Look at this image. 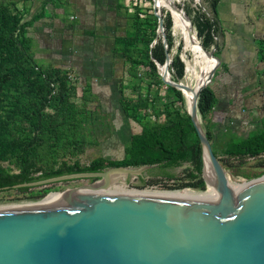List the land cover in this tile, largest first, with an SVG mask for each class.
I'll return each instance as SVG.
<instances>
[{
  "label": "trees",
  "instance_id": "16d2710c",
  "mask_svg": "<svg viewBox=\"0 0 264 264\" xmlns=\"http://www.w3.org/2000/svg\"><path fill=\"white\" fill-rule=\"evenodd\" d=\"M64 1L45 0V3ZM220 2L203 0L208 12L199 10L192 18L201 43L208 50L214 48L216 38L223 34L218 10ZM158 4L163 8L160 2ZM150 10L137 5L135 12L129 14V30L116 38V51L123 53L125 74L130 76L127 82L125 79L122 82L120 103L126 116L141 122L142 128L132 134L122 158L99 156L88 164H81L78 160L59 162L57 152L97 142L96 131L107 125L102 103L89 86L78 96L77 81L71 80L72 70L69 68L39 65L32 40L27 35L30 22L23 19L17 3L0 0V191L16 189L28 192L32 186L15 185L74 172L102 171L112 166L158 165L162 169H170L185 163L190 164L183 170L185 178L170 173L168 178L178 179V188L206 187L202 177L201 141L188 113L186 98L181 90L165 84L158 71L157 62L165 63L166 53L161 35L157 33L158 18L154 12H148ZM186 11L191 13L189 7ZM163 16L172 51L173 20L169 13L163 12ZM257 45L260 60L264 61V36ZM181 51L182 45L173 56L171 72L174 80L185 76ZM219 52L220 46L215 55L218 56ZM141 69L147 77L143 76ZM154 83L166 87L168 100L152 90ZM127 87L133 95L124 93ZM216 103L217 95L213 87H204L198 101L203 121L208 119ZM202 126L225 167L227 163L223 156L244 159L264 154V120L262 126L252 132L230 131V136L220 148H214L212 130L205 123ZM42 148L47 149L53 158L52 163L57 166L44 165L47 163ZM241 175L250 179L259 177L260 173L243 171ZM152 183L143 181L138 187ZM50 191L51 188H43L30 197L42 198Z\"/></svg>",
  "mask_w": 264,
  "mask_h": 264
},
{
  "label": "water",
  "instance_id": "95a60500",
  "mask_svg": "<svg viewBox=\"0 0 264 264\" xmlns=\"http://www.w3.org/2000/svg\"><path fill=\"white\" fill-rule=\"evenodd\" d=\"M152 2L166 53L165 63L157 62L159 74L165 84L184 94L189 86L172 78L173 54L163 11L158 0ZM201 46L220 64L215 55L218 37L213 50ZM219 64L192 102L186 99V103L201 141L205 182L219 187L221 197L78 198L73 192L105 191L119 178L141 174L154 165L112 166L20 183L15 187L95 179L59 191L62 201L0 209V264H264V184L233 194L228 172L214 152L198 110L200 93ZM207 165L211 181L205 173Z\"/></svg>",
  "mask_w": 264,
  "mask_h": 264
},
{
  "label": "rangeland",
  "instance_id": "374dc122",
  "mask_svg": "<svg viewBox=\"0 0 264 264\" xmlns=\"http://www.w3.org/2000/svg\"><path fill=\"white\" fill-rule=\"evenodd\" d=\"M203 5V0H200ZM161 3L163 12L170 13L167 8L165 0H158ZM22 3V2H21ZM139 4L147 9H151L148 12L153 11V2L151 0H139ZM179 6H183L191 9V13L185 12L187 18H193L197 11L208 10L200 5L198 0H179L177 2ZM23 19L27 18L30 12H27L26 4L22 7ZM219 16L222 22L224 39L221 44V49L218 57L222 63H226L230 66V70H226L223 64H219V60L213 58V63L210 66V73L216 66L218 61L219 67L216 69L212 81L209 85L215 87L218 93V99L215 108L209 114L207 120L201 122L205 123L208 128L212 130L214 148H220L224 145V141L230 136L231 132H252L257 127L261 126L262 119H264V61L260 60L258 54V41L264 36V0H221L219 5ZM128 12V24L126 33L130 28V18ZM172 17V15H171ZM173 20V17H172ZM193 22V21H192ZM196 32L197 29L194 26ZM175 29V30H174ZM82 31V30H81ZM72 34V40L81 44L83 35L79 33L78 26L74 25L73 30L69 32ZM125 33V34H126ZM171 33L174 38V47L172 48L173 56L177 54L178 48L182 45V51L180 53L181 58L185 62V76L182 81L188 83L192 79V73L187 69L189 67L199 70V66L196 63L195 57L190 50L185 49V45L180 33L177 32L174 27V20L171 29ZM28 35V34H27ZM198 35V33H197ZM201 43V39L198 36ZM68 43V42H67ZM66 50H63V57L67 59L71 56L74 60H71L72 64L76 65L78 62H82V56L74 53L73 43H69ZM177 45V46H176ZM33 46V44H32ZM40 47V46H39ZM42 47V46H41ZM78 46L75 50H78ZM43 49V48H41ZM81 49V48H80ZM213 50V49H212ZM45 51V50H44ZM204 51V50H203ZM216 52V51H215ZM124 57L122 52H118ZM205 54L207 52L204 51ZM65 58V59H66ZM40 64H46L47 60L37 58ZM71 59V58H69ZM67 61V60H66ZM93 61V66H95ZM85 62L81 63L79 67ZM39 64V65H40ZM66 68V67H65ZM142 70V69H141ZM233 74L230 76L229 74ZM96 75H100L94 73ZM92 73L90 76V84L87 83V77H82L79 73L72 71V75L77 81V94L80 96L84 91H87L88 86L91 91L97 95L98 99L102 103L103 111L105 112L106 124L99 131L97 130V142L86 143L82 148H70L59 150L57 152V160H67L74 162L80 161L81 164H88L91 160L99 156H106L111 158H122L124 154L125 146L129 143L133 133L139 132L142 128V123L134 121L126 116L120 103L121 97V80L127 82L130 78L128 74H122L117 72L111 76V78H102ZM144 77L145 71L142 70ZM124 75V76H123ZM228 76L224 78L225 76ZM123 78V79H122ZM225 80H224V79ZM73 80V79H71ZM222 80V81H221ZM224 80V82H223ZM75 81V80H73ZM221 82V83H219ZM145 85H143V89ZM153 91L159 92V97L168 100V92L165 86L154 83L152 87ZM124 93L129 96L133 95L129 87L124 89ZM92 104H90V107ZM46 167L57 166L53 164V158L47 152L46 148H42ZM45 154V155H44ZM223 159L227 163L226 170L232 183L242 185L244 183L254 181L258 178L264 177V154L260 157H247L244 159H227L223 156ZM49 163V164H48ZM185 167H177L170 169H162L158 165H154L141 174H128L117 180L115 184L121 185L126 190H194L205 191L207 190V184L204 189L191 186H184L178 188L180 181L178 179H169L167 174H175L178 178H185L184 168L189 166V163L184 164ZM246 173H260L259 177H253L247 179L241 174ZM263 175V176H261ZM202 177L204 174L202 172ZM91 179H77L75 181H62L57 183H51L48 185L32 186L28 192H19L16 189L0 191V209L10 208L17 205H22L36 201H48L63 198H53L61 196L59 191L69 188L76 183H90L94 181ZM180 180V179H179ZM143 181H153L152 184L145 187H138ZM175 185V187H174ZM43 188H51L50 192L42 198H31L38 190ZM78 189H74L77 191ZM53 198V199H51ZM12 204V205H11Z\"/></svg>",
  "mask_w": 264,
  "mask_h": 264
},
{
  "label": "crops",
  "instance_id": "0c3cea01",
  "mask_svg": "<svg viewBox=\"0 0 264 264\" xmlns=\"http://www.w3.org/2000/svg\"><path fill=\"white\" fill-rule=\"evenodd\" d=\"M9 1L17 3L20 10L22 5L26 4L27 12L30 14L24 20L30 22L27 34L32 40L35 58L38 60L39 55L41 59L47 60L46 64L37 61L42 67L54 65L69 68L82 77H87L88 84L92 73L100 74L101 76L94 75L104 79L111 78L116 72L125 74L124 57L116 51V38L125 35L128 24L129 7L124 0H65L47 4L45 0ZM74 25L78 26L79 33L83 35L81 44L77 43L78 50H75L76 42L69 33ZM218 38L221 49L224 31ZM70 42L74 45V53H81L80 56L83 58L81 63L85 62L84 66L82 64L79 67L80 62L77 63V67L72 64L73 56L69 57L71 59L63 57L62 52ZM94 59H96L95 66H93ZM221 64L229 72L230 66L222 62ZM229 75L233 76V74ZM226 77L228 76L224 78ZM122 82L123 80L121 85ZM213 89L218 99L217 90L215 87Z\"/></svg>",
  "mask_w": 264,
  "mask_h": 264
},
{
  "label": "bare ground",
  "instance_id": "6f19581e",
  "mask_svg": "<svg viewBox=\"0 0 264 264\" xmlns=\"http://www.w3.org/2000/svg\"><path fill=\"white\" fill-rule=\"evenodd\" d=\"M165 1L167 3V8L173 17L174 27L176 28L177 32L180 33L183 39L182 42H184L185 49L192 51L194 55L193 57H195L196 63L199 66L198 71L194 67L193 68L189 67L187 69L189 72L192 73V79L188 83L185 82L189 86V88L187 90H184V94H185V97L188 103H191L193 100L194 93L198 91L202 86L206 85L207 82L209 81L210 66L213 63L214 57L210 56L208 53L207 54L204 53L205 50L202 48L201 43L198 39V35L193 26L192 19L187 18L185 14L186 12L185 9L181 8L177 4L179 0H165ZM217 65H218V61L216 63V66ZM205 173H206L208 180L211 181V178H213L212 177L213 175L208 165L206 166ZM262 184H264V177L258 178L254 181L244 183L242 185L232 183L233 194L235 195V194L245 192L249 189L255 188ZM51 193L54 194L57 192H51ZM74 194L78 198H101V197H113V196H119V195H151V196H166V197L214 198V197H221L223 192L219 187H215L214 185L210 183L208 184L207 190L205 191H194V190H178V191L176 190H130L129 191L123 188L121 185L114 184L111 188L105 191L89 192V191L77 190V191H74ZM58 197L63 198V195L61 196L59 195L53 198H58ZM62 200L63 199L36 201V202H30V203H26L22 205L42 203V202H54V201H62ZM17 206H21V205H17Z\"/></svg>",
  "mask_w": 264,
  "mask_h": 264
},
{
  "label": "built area",
  "instance_id": "2783aa9c",
  "mask_svg": "<svg viewBox=\"0 0 264 264\" xmlns=\"http://www.w3.org/2000/svg\"><path fill=\"white\" fill-rule=\"evenodd\" d=\"M126 5L129 7V12L133 13L135 12V7L139 4V0H124ZM141 16H145L144 14H141ZM71 79H75L73 75L70 76Z\"/></svg>",
  "mask_w": 264,
  "mask_h": 264
}]
</instances>
